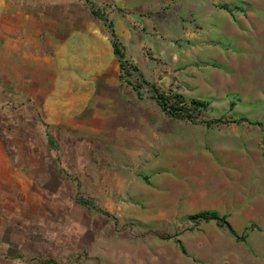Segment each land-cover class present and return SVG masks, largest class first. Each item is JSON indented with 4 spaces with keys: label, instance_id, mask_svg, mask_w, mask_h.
<instances>
[{
    "label": "crops",
    "instance_id": "crops-1",
    "mask_svg": "<svg viewBox=\"0 0 264 264\" xmlns=\"http://www.w3.org/2000/svg\"><path fill=\"white\" fill-rule=\"evenodd\" d=\"M169 2L184 49L219 75L210 96L192 100L238 94L264 114V11ZM0 9V264H264V117L241 121L244 131L215 148L219 163L189 177L176 168L150 183L124 180L122 166L106 165L96 200H80L60 181L76 166L58 163L70 156L58 144L70 137V15Z\"/></svg>",
    "mask_w": 264,
    "mask_h": 264
},
{
    "label": "rangeland",
    "instance_id": "rangeland-1",
    "mask_svg": "<svg viewBox=\"0 0 264 264\" xmlns=\"http://www.w3.org/2000/svg\"><path fill=\"white\" fill-rule=\"evenodd\" d=\"M18 4L38 12L62 7L70 15V137L58 142L70 147V156H60L58 163L76 166L61 173L60 181L74 187L80 200H96L106 165L122 166L124 180L150 183L157 175H176V168H186L189 177L194 166L220 161L215 148L228 134L244 131L241 121L264 117L232 93L229 103L214 97L206 108L190 106L195 91L210 96L219 75L211 59L184 49L169 0H0L1 8ZM207 4L245 16L264 11V0H203V8ZM193 18L190 13L186 21ZM200 77L207 82L194 83ZM162 97L171 106L182 97L192 118L164 111ZM8 129L18 131L13 123Z\"/></svg>",
    "mask_w": 264,
    "mask_h": 264
},
{
    "label": "trees",
    "instance_id": "trees-1",
    "mask_svg": "<svg viewBox=\"0 0 264 264\" xmlns=\"http://www.w3.org/2000/svg\"><path fill=\"white\" fill-rule=\"evenodd\" d=\"M112 37H113L112 43H113V47H114V53L119 57V59L121 61V59L123 58V53L118 46L117 36H116L114 30H112ZM187 104L188 103H186L182 97H178L172 106L169 105V100H166L163 97L161 98V101H160V105L164 111H167L168 113H170L171 115H173L175 117H182L183 116L182 114L186 113L187 117L191 119L192 116L188 112H185L187 110L186 107H188ZM189 104L195 110L206 108L208 105L207 102H203V101H199V100H192ZM211 217L217 218L215 215H211ZM201 218L205 219V218H209V216L207 214H202V215H198V216L194 217V219H201Z\"/></svg>",
    "mask_w": 264,
    "mask_h": 264
}]
</instances>
